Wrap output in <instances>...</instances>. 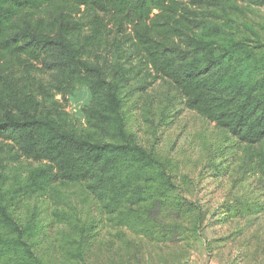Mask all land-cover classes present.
<instances>
[{
    "label": "rangeland",
    "instance_id": "obj_1",
    "mask_svg": "<svg viewBox=\"0 0 264 264\" xmlns=\"http://www.w3.org/2000/svg\"><path fill=\"white\" fill-rule=\"evenodd\" d=\"M197 2L184 6L194 14L198 37L264 42V0ZM119 94L130 139L164 163L171 182L143 162H129L109 174L114 184L98 191L54 173L38 188L31 173L44 165L0 139V189L9 211L39 229L36 253L55 264H264V143H241L187 108L170 79L146 69L125 74ZM90 99L82 91L76 99L43 101L45 112L59 110L73 130L95 133L83 114ZM155 199L162 204L157 219ZM0 234L10 235L2 228ZM19 252L4 249L0 264H26L14 261Z\"/></svg>",
    "mask_w": 264,
    "mask_h": 264
},
{
    "label": "trees",
    "instance_id": "obj_2",
    "mask_svg": "<svg viewBox=\"0 0 264 264\" xmlns=\"http://www.w3.org/2000/svg\"><path fill=\"white\" fill-rule=\"evenodd\" d=\"M184 1L0 0V139L44 165L31 173L36 187L54 173L98 191L114 184L109 174L129 162L167 177L164 163L126 130L119 89L124 75L138 68L170 79L187 108L241 143H264V42L198 37ZM86 27L91 31L82 33ZM82 91L91 96L83 114L95 133L73 130L59 110L45 112L43 99H76ZM154 201L157 219L162 204ZM0 228L10 234H0L1 255L20 250L16 262L55 264L36 253L39 229L9 211L1 189ZM77 256L83 259L81 249Z\"/></svg>",
    "mask_w": 264,
    "mask_h": 264
}]
</instances>
